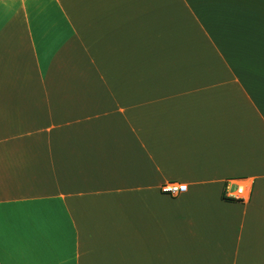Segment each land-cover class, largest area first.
<instances>
[{
    "label": "crops",
    "instance_id": "crops-1",
    "mask_svg": "<svg viewBox=\"0 0 264 264\" xmlns=\"http://www.w3.org/2000/svg\"><path fill=\"white\" fill-rule=\"evenodd\" d=\"M0 264H264V0H0Z\"/></svg>",
    "mask_w": 264,
    "mask_h": 264
},
{
    "label": "built area",
    "instance_id": "built-area-1",
    "mask_svg": "<svg viewBox=\"0 0 264 264\" xmlns=\"http://www.w3.org/2000/svg\"><path fill=\"white\" fill-rule=\"evenodd\" d=\"M235 188L232 192L224 190V196L238 202H246L249 199L250 189L242 183L234 184ZM186 191V185L181 183H163L159 187V193L168 197H177Z\"/></svg>",
    "mask_w": 264,
    "mask_h": 264
},
{
    "label": "rangeland",
    "instance_id": "rangeland-1",
    "mask_svg": "<svg viewBox=\"0 0 264 264\" xmlns=\"http://www.w3.org/2000/svg\"><path fill=\"white\" fill-rule=\"evenodd\" d=\"M230 186H231V188H230ZM230 186H229V188H230L232 191H234V188H235V187H234V186L232 187V185H230Z\"/></svg>",
    "mask_w": 264,
    "mask_h": 264
}]
</instances>
